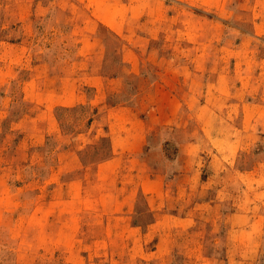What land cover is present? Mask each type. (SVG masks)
<instances>
[{
  "label": "rangeland",
  "instance_id": "374dc122",
  "mask_svg": "<svg viewBox=\"0 0 264 264\" xmlns=\"http://www.w3.org/2000/svg\"><path fill=\"white\" fill-rule=\"evenodd\" d=\"M0 264H264V0H0Z\"/></svg>",
  "mask_w": 264,
  "mask_h": 264
}]
</instances>
